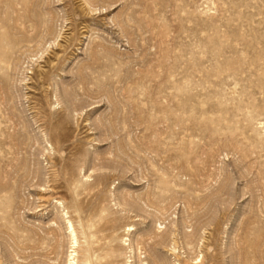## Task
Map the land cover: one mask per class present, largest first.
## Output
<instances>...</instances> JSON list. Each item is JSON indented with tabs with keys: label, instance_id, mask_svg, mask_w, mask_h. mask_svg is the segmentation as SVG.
Wrapping results in <instances>:
<instances>
[{
	"label": "rangeland",
	"instance_id": "374dc122",
	"mask_svg": "<svg viewBox=\"0 0 264 264\" xmlns=\"http://www.w3.org/2000/svg\"><path fill=\"white\" fill-rule=\"evenodd\" d=\"M72 253L264 264V0H0V264Z\"/></svg>",
	"mask_w": 264,
	"mask_h": 264
},
{
	"label": "bare ground",
	"instance_id": "6f19581e",
	"mask_svg": "<svg viewBox=\"0 0 264 264\" xmlns=\"http://www.w3.org/2000/svg\"><path fill=\"white\" fill-rule=\"evenodd\" d=\"M24 12H25V14L21 15V18H22L23 23L26 25L24 28V31H23V33H24L23 36L25 38H28L29 40H35L36 38L44 35L45 32H47V33L49 32V25H48V18L46 16V11L39 5L38 2H33L30 5L26 4V6H24ZM47 33H46V35H47ZM71 222L72 221H70V223H69V228H70L72 241H73L72 247L76 248V245H77L79 240L77 237V233H76V231L73 227V224ZM71 251L73 252L76 250H71ZM107 251H109V250H107ZM93 255L94 254L91 253V255L88 256V258H86L87 264H109L108 261L104 262L102 259L101 260L94 259ZM107 255H108V253L105 255V257H107ZM74 256L75 255L72 253L71 257H69L70 259L68 260L69 262L67 264H75L76 261H75ZM146 263H147L146 260L142 262V264H146ZM126 264H129V262Z\"/></svg>",
	"mask_w": 264,
	"mask_h": 264
}]
</instances>
